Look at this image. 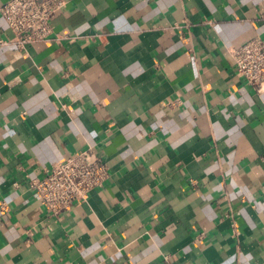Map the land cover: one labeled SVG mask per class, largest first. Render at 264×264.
I'll list each match as a JSON object with an SVG mask.
<instances>
[{
    "label": "crops",
    "instance_id": "1",
    "mask_svg": "<svg viewBox=\"0 0 264 264\" xmlns=\"http://www.w3.org/2000/svg\"><path fill=\"white\" fill-rule=\"evenodd\" d=\"M53 26L0 44V264H264V91L230 53L264 0H67ZM88 146L109 179L49 217L29 178Z\"/></svg>",
    "mask_w": 264,
    "mask_h": 264
},
{
    "label": "built area",
    "instance_id": "2",
    "mask_svg": "<svg viewBox=\"0 0 264 264\" xmlns=\"http://www.w3.org/2000/svg\"><path fill=\"white\" fill-rule=\"evenodd\" d=\"M67 0H10L0 6L12 36L0 44L12 43L17 50L47 41L55 34L53 19ZM64 36V35H63ZM237 72L258 92L264 91V39L261 36L230 50ZM110 169L95 146H88L55 162L43 176L29 178V185L49 217L58 218L75 203L86 201L92 191L103 187ZM7 205H3L6 209ZM30 232V230H28Z\"/></svg>",
    "mask_w": 264,
    "mask_h": 264
}]
</instances>
